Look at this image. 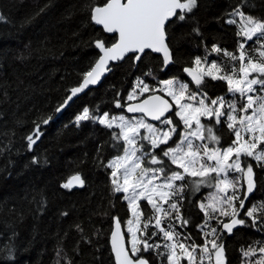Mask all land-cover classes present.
Masks as SVG:
<instances>
[{
	"label": "snow or ice",
	"instance_id": "1",
	"mask_svg": "<svg viewBox=\"0 0 264 264\" xmlns=\"http://www.w3.org/2000/svg\"><path fill=\"white\" fill-rule=\"evenodd\" d=\"M244 3L226 21L236 24V36L243 38L237 40L236 50L213 44L203 57H195L191 66L183 68L190 83L178 77L159 80L158 91L171 100L157 95L156 88L138 77L127 95L129 103H121L123 97L114 101L120 113L98 114V107L85 106L74 118L77 126L92 121L110 130L117 150L104 167L111 170L112 192L123 194L120 198L131 218L124 222L126 239L121 221L113 217L110 243L115 264H151L144 255L148 252L163 257L166 264H227L225 234L233 235L238 226L264 231V201L246 206L257 187L254 168L264 169V20L242 11ZM197 4L198 0H92L91 21L114 39L110 44L101 38L94 41L98 58L78 84L66 90L55 112L97 85L113 62L129 56L135 62L149 51L162 53L159 71H166L177 62L167 43V24L173 18L185 20ZM249 42L255 45L251 50L246 47ZM212 53L226 59L210 61ZM149 75L156 79L152 69L145 73ZM209 81L224 82L226 93L210 96ZM52 119L49 115L35 124L26 137L29 149L41 135L40 125ZM224 128L231 139L227 146L222 144ZM83 184L76 174L61 186ZM203 189L209 191L194 200ZM185 203L203 214L196 225L203 243L178 230L192 223L182 211ZM241 209L246 211L241 214ZM240 251L242 264H264V241Z\"/></svg>",
	"mask_w": 264,
	"mask_h": 264
},
{
	"label": "trees",
	"instance_id": "2",
	"mask_svg": "<svg viewBox=\"0 0 264 264\" xmlns=\"http://www.w3.org/2000/svg\"><path fill=\"white\" fill-rule=\"evenodd\" d=\"M241 3L198 0L185 20L173 18L167 24V43L176 63L160 72L159 56L148 53L136 64L129 56L112 65L100 85L73 100L56 117L66 90L77 85L98 58L94 41L101 38L110 44L114 36L92 24V0H0L4 18L0 20V264H114L108 245L113 217L123 226L129 216L120 198L123 194L112 192L111 170L104 167L117 150L110 130L92 121L77 126L74 118L85 106L98 107V114L120 113L114 101L123 97L121 103L126 104L135 78H148L149 69L158 80L178 77L190 83L183 68L204 56L213 44L236 50L237 27L226 21ZM242 11L264 20V0H245ZM246 47L251 50L255 45L249 42ZM207 91L214 98L227 89L222 81H209ZM49 115L53 119L40 125L41 135L29 149L26 137ZM230 143L224 128L222 144ZM254 171L257 187L247 207L264 201V169ZM76 174L83 186H61ZM208 191L203 189L194 200ZM182 211L192 223L178 230L203 243L196 228L203 214L187 203ZM263 240L264 231L252 227L240 226L233 235L225 234L227 264H242L240 249ZM144 255L151 264H158L156 256Z\"/></svg>",
	"mask_w": 264,
	"mask_h": 264
},
{
	"label": "rangeland",
	"instance_id": "3",
	"mask_svg": "<svg viewBox=\"0 0 264 264\" xmlns=\"http://www.w3.org/2000/svg\"><path fill=\"white\" fill-rule=\"evenodd\" d=\"M233 17H230L229 19H232ZM235 19L237 20V21H239V17H235ZM236 27H237V25L236 24H234ZM238 30V29H237ZM240 39L242 40L243 38L242 37H240ZM238 54V53H237ZM253 55H255V53H253ZM214 56H217L215 53H212V54H210L209 55V60L211 61V60H216V59H214ZM201 57H203V56H201ZM138 78V77H137ZM137 78H135V80H134V82L137 80ZM139 78H142V79H144L145 80V82L146 83H148L149 85H151V86H153L154 88H156L157 89V93H160V94H162V95H164L165 96V93H163V92H160V91H158V89L161 87V85L158 83V79H153V77L152 76H148V78H145V77H139ZM149 79H151V81H152V83L149 81ZM134 82H133V84H134ZM132 89V88H131ZM131 91V90H130ZM129 93V92H128ZM145 95H148V94H145ZM165 97H167V96H165ZM127 98V97H126ZM169 100H171V98L170 97H167ZM126 102H128L127 101V99H126ZM132 102H134V101H132ZM99 124V123H98ZM103 126V125H102ZM179 139V138H178ZM145 203H146V201H145ZM127 204V203H126ZM252 206V205H251ZM128 212H129V210H128ZM131 218V214H130V212H129V216H128V218H127V220L128 219H130ZM225 220H227V218H224ZM126 220V221H127ZM125 222V221H124ZM123 227H124V232H125V234H126V236H127V231H126V225L124 224L123 225ZM155 239V238H154ZM264 241V240H263ZM128 247H129V249H130V245H127ZM161 250H163V249H161ZM144 254H147V255H149V254H152V256H156V255H154L152 252H148V253H144ZM156 258H158L157 256H156ZM157 262H158V264H166V262L164 261V258L163 257H160V258H158V260H157ZM182 264H187V262L186 261H182Z\"/></svg>",
	"mask_w": 264,
	"mask_h": 264
},
{
	"label": "water",
	"instance_id": "4",
	"mask_svg": "<svg viewBox=\"0 0 264 264\" xmlns=\"http://www.w3.org/2000/svg\"><path fill=\"white\" fill-rule=\"evenodd\" d=\"M92 22V21H91ZM92 24L93 25H95L93 22H92ZM96 27H98V28H101V30L103 31V29H102V27L101 26H98V25H95ZM104 34H106V35H108V36H113L112 34H107V33H104ZM97 51H98V54H99V50L97 49ZM149 53H151V54H154V55H157V56H159L160 58H161V60H162V56H163V54L162 53H152V52H150L149 51ZM120 62H122V61H118V62H113L112 63V65H116V64H118V63H120ZM138 61H135L134 63L136 64ZM109 73V72H108ZM108 73H106L105 75H104V77L102 78V80L108 75ZM184 74H186V73H184ZM187 75V74H186ZM190 78V77H189ZM102 80L97 84V85H95V86H92L90 89H93V88H96L98 85H100V83L102 82ZM87 91H89V90H87ZM86 91V92H87ZM85 92V93H86ZM82 94H84V93H82ZM82 94H79L78 95V97L79 96H81ZM157 95H161V96H164V95H162V94H160V93H156ZM77 97V98H78ZM166 99H168L167 97H165ZM76 99V98H75ZM74 99V100H75ZM136 101H134V102H131V103H135ZM68 107V106H67ZM66 107V108H67ZM66 108H64L60 113H56V117H59L61 114H62V112L66 109ZM126 115H128V116H131V115H133V114H130V113H127ZM136 115H139V114H136ZM153 123H155V122H153ZM81 186H74V187H72V188H70V189H78V188H80ZM240 226H238L237 228H239ZM114 228V221H112V225H111V230ZM236 228V229H237ZM111 230H110V233H111ZM121 231L125 234V232H124V228H123V226H122V228H121ZM227 236H229L228 234H226ZM126 236V235H125ZM127 239V238H126ZM108 245H109V248H110V251H111V243H110V234H109V237H108ZM111 255H112V257H113V261H114V264H115V257H114V254L112 253V251H111Z\"/></svg>",
	"mask_w": 264,
	"mask_h": 264
}]
</instances>
